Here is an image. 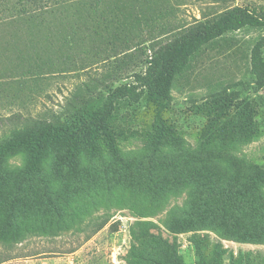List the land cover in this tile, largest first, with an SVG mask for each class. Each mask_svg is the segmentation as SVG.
<instances>
[{
	"label": "rangeland",
	"instance_id": "374dc122",
	"mask_svg": "<svg viewBox=\"0 0 264 264\" xmlns=\"http://www.w3.org/2000/svg\"><path fill=\"white\" fill-rule=\"evenodd\" d=\"M64 1L43 16L61 20L51 31L14 40L15 0H0V146H16L0 154V264H264V181L250 187L264 171V67L257 80L251 57L262 42L264 64V0ZM115 2L137 25L116 23V39ZM235 8L260 24L200 46L163 101L156 61ZM42 124L62 131L36 154L20 140ZM249 187L196 216L207 188Z\"/></svg>",
	"mask_w": 264,
	"mask_h": 264
},
{
	"label": "trees",
	"instance_id": "16d2710c",
	"mask_svg": "<svg viewBox=\"0 0 264 264\" xmlns=\"http://www.w3.org/2000/svg\"><path fill=\"white\" fill-rule=\"evenodd\" d=\"M95 1L97 6H100L104 0ZM64 4V0H15V13L12 14V20L9 22L10 24L15 25V33L11 36L12 39L15 40L18 35L22 33L20 28H23V31H26V34H32L35 30L39 31L40 34L51 31L53 29L51 25L53 23L55 24L57 21L61 22V20L56 18H53L52 20H50V18L45 19L43 16L51 15V12L54 10V8L63 7ZM105 11L107 13L106 21L108 24L105 28L107 29L108 26L113 28L112 32L107 30L112 38L116 39V23L122 29H126L130 32L137 31V25L132 24V21L129 19V15L122 14V17L118 20V16H116V2L111 3L110 7H108ZM259 24L260 22L257 16L255 17L253 14L244 9L235 8L220 15L213 21H207L204 23L198 22L196 25L190 27L185 33L175 38L172 44L164 52L167 55L166 57L168 60L165 61L163 56V61L157 60L155 63V76L153 79L156 82L164 84L162 87H158V94H160L163 101H167L169 98V91L167 88L170 86V78L172 75L180 70V68L186 63V59L192 53L197 51L200 46L218 38L227 31L238 30L246 25L257 26ZM33 26L36 29H32ZM261 44L262 42H258V44L255 45L251 56L252 69L254 70V73H256L257 80L262 76L261 72L262 68L264 67L263 62L259 58V49L262 46ZM113 57L115 58L116 56ZM106 60L107 58H105L102 62ZM226 97L227 95L222 92L218 94L214 100L223 101L226 104ZM245 106L250 108V103H245ZM159 124L160 123L156 124V135L158 142L159 140L168 138V132L164 128L160 127ZM42 126L44 127L32 132L27 138L20 140L22 145L30 147L36 154L43 149L42 145L47 140L51 132L56 131V133H60V131H62L59 128H53L52 126L46 124H42ZM15 147L16 146L14 144H3L0 146V154L10 151ZM252 169L255 174L253 178L251 177L252 181L250 183V187L255 186L258 181H264V171H261L258 167H252ZM250 187L246 188L245 190H235L233 192H229L226 189L207 188L204 197L205 199L200 201L196 216L200 218L205 216L209 217L205 214L211 199L221 197L224 201L232 200L235 202L243 199L245 195L251 191ZM45 199L47 201V206L51 208L52 205L47 200V197H45Z\"/></svg>",
	"mask_w": 264,
	"mask_h": 264
}]
</instances>
